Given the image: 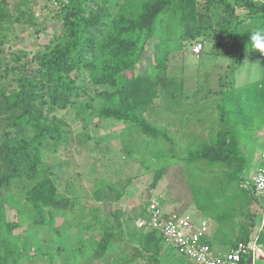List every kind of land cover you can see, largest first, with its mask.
<instances>
[{"label": "rangeland", "instance_id": "1", "mask_svg": "<svg viewBox=\"0 0 264 264\" xmlns=\"http://www.w3.org/2000/svg\"><path fill=\"white\" fill-rule=\"evenodd\" d=\"M22 1L6 0L13 20L1 23L6 37L0 45V90L14 88L19 71L12 68L26 63L28 74H32L37 68L34 57L64 33L62 3L69 0H30L28 6ZM87 3L97 10L105 1ZM22 13L31 19L24 15L25 19L16 22ZM166 19L168 22L169 16ZM165 26L158 27L160 36L148 43L136 69V74L161 76L158 98L144 118L165 136L150 138L131 124L100 120L94 110L101 105L103 89L88 79L79 82L81 97L53 115L68 125L62 143L49 142L42 149L44 167L60 198L72 199L74 209H46L40 215L26 201L29 180L12 183L0 195V264H116L122 257H133V264H196L167 245L158 233V253L141 247L136 256L135 247L122 242L102 259L93 255V248L98 242L96 235L104 228L119 234L118 224L136 225L156 198L166 213L209 220L213 240L207 239L215 255H225L235 243L238 224L246 223L247 210L258 212L256 205L246 207L243 192L229 181L227 173L234 172L235 166L189 163L186 159L189 151L210 144L223 130L218 109L221 92L231 85L244 86L261 79V55L248 53L231 76V45L226 50L218 48L215 41L219 36L181 41L177 20ZM199 43L204 44V50L196 55L193 48ZM160 64L164 70L155 67ZM242 141L243 152L250 159V174L242 187L251 191V179L261 164L264 127L244 133ZM160 171L163 177L153 186ZM219 206L235 213L227 214L223 224L215 219L224 211ZM218 231L224 234L223 240L214 237ZM254 264H264L262 242Z\"/></svg>", "mask_w": 264, "mask_h": 264}, {"label": "trees", "instance_id": "2", "mask_svg": "<svg viewBox=\"0 0 264 264\" xmlns=\"http://www.w3.org/2000/svg\"><path fill=\"white\" fill-rule=\"evenodd\" d=\"M104 1L97 10L91 8L87 0L62 3L63 35L34 57L37 68L32 74H28L26 63L21 68L14 67V72L19 71L14 88L0 90V195L12 183L26 178L29 180L26 201L40 215L46 209H74L72 199L60 198L55 181L44 167L42 149L49 142L62 143L68 125L53 115L57 110H66L75 98L81 97L83 86L79 82L85 83L87 79L88 83L103 89L99 94L101 105L94 110L100 120L131 124L150 138L165 136L144 118L158 98L161 76L147 72L136 74V69L148 43L160 36L159 26L177 20L182 29L181 41L204 35L219 36L215 41L218 48L226 50L231 45V76L248 53L261 55V79L244 86L231 85L221 92L218 109L223 130L210 144L189 151L186 159L189 163L205 161L210 165L235 166L227 177L243 192L248 200L246 207L256 205L258 212L247 210L246 223L238 224V236L231 248L239 242L250 241L263 227L264 201L243 188L250 174V159L243 152L242 137L244 133L264 127V53L254 49L250 39L256 28L264 26V0ZM22 4L31 3L25 0ZM24 15L29 16L18 14L14 20L20 22L25 19ZM166 16L170 18L168 22ZM11 19L6 0L0 1V45L5 43L6 37L1 23ZM155 67L164 70L163 64ZM163 173H157L153 186L162 179ZM117 197L121 198V194ZM219 207L224 211L216 214L215 219L221 224L226 222L227 214L235 215L233 210ZM141 231L137 230L136 256L140 255L141 247L158 253V234ZM223 237L221 231L215 234V238L223 240ZM96 240L93 255L102 259L121 241L112 228H104L96 235ZM261 242L264 244V229L260 234ZM209 244L213 247L211 241ZM122 259L116 264L134 263L133 257L132 260Z\"/></svg>", "mask_w": 264, "mask_h": 264}, {"label": "built area", "instance_id": "3", "mask_svg": "<svg viewBox=\"0 0 264 264\" xmlns=\"http://www.w3.org/2000/svg\"><path fill=\"white\" fill-rule=\"evenodd\" d=\"M204 44L199 43L193 51L200 55ZM251 191L264 201V143L261 164L252 177ZM145 217L136 223L145 232L160 234L167 245L175 247L181 255L188 257L196 264H245L249 253L257 251L260 243V228L248 242H239L225 255H215L207 237L211 235L212 224L204 218L194 219L188 214L166 213L160 206L158 199H152L146 208Z\"/></svg>", "mask_w": 264, "mask_h": 264}, {"label": "crops", "instance_id": "4", "mask_svg": "<svg viewBox=\"0 0 264 264\" xmlns=\"http://www.w3.org/2000/svg\"><path fill=\"white\" fill-rule=\"evenodd\" d=\"M117 229L120 231L118 236L121 239V241H120L121 244H122V242H127L128 246L137 248V230H139V229L137 228V226L135 224H128V223L119 224L117 226ZM139 231H141V230H139ZM141 232L145 233V234L149 233V232H145L143 230ZM132 237H134V238H132ZM209 238L211 240H213V237L211 235ZM98 240H99V238H98ZM230 249H231V247H230ZM254 255H255V253H254ZM125 257H126V255H125ZM247 258H246V260H247ZM246 260H245V263H246Z\"/></svg>", "mask_w": 264, "mask_h": 264}, {"label": "clouds", "instance_id": "5", "mask_svg": "<svg viewBox=\"0 0 264 264\" xmlns=\"http://www.w3.org/2000/svg\"><path fill=\"white\" fill-rule=\"evenodd\" d=\"M250 39L254 49L264 53V26L256 28L251 34Z\"/></svg>", "mask_w": 264, "mask_h": 264}, {"label": "water", "instance_id": "6", "mask_svg": "<svg viewBox=\"0 0 264 264\" xmlns=\"http://www.w3.org/2000/svg\"><path fill=\"white\" fill-rule=\"evenodd\" d=\"M263 222H264V221H263ZM245 264H254V252H253V251H251V252L249 253V257L247 258Z\"/></svg>", "mask_w": 264, "mask_h": 264}, {"label": "flooded vegetation", "instance_id": "7", "mask_svg": "<svg viewBox=\"0 0 264 264\" xmlns=\"http://www.w3.org/2000/svg\"><path fill=\"white\" fill-rule=\"evenodd\" d=\"M249 257V256H248Z\"/></svg>", "mask_w": 264, "mask_h": 264}]
</instances>
